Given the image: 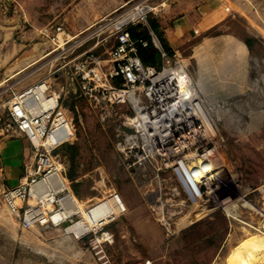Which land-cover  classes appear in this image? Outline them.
<instances>
[{
	"label": "rangeland",
	"instance_id": "374dc122",
	"mask_svg": "<svg viewBox=\"0 0 264 264\" xmlns=\"http://www.w3.org/2000/svg\"><path fill=\"white\" fill-rule=\"evenodd\" d=\"M2 1L0 140L10 136L5 130L13 96L37 82L61 92L60 104L75 133L54 161L59 176L73 182L76 208L64 209L62 220L71 218L61 226L53 225L49 215L25 226L6 207L0 187V264H236L247 240L264 231V0H135L122 6L114 0H50L48 14L38 22L31 20L22 0H13L8 12ZM68 11L100 17L75 35L43 34L50 25L62 30V24L69 25L62 19ZM137 11H143L153 30L156 20L192 26L184 37L177 30L180 37L174 41L167 30L170 46L154 31L168 50V64L153 46L144 49L155 53L158 72L180 68L200 105L218 107L222 115L216 125L204 128L202 142L185 147L198 157L208 151L214 163L211 180H205L196 200L182 192L176 171L182 158L155 152L149 133L153 151L145 157L135 149L144 137L137 131L131 137L134 126L126 123L147 110L140 87H125L119 78L112 81L119 84L116 91L89 95L78 89L75 65L87 53L107 67L116 27L133 21L127 28L133 41L140 40L145 27L135 20ZM129 92L138 99L136 105L115 101ZM141 120L151 121L150 134L159 128L146 116ZM167 141L164 149L175 147ZM117 195L118 208L110 201ZM28 203L35 204L33 199ZM82 216L86 232H92L79 237L69 228Z\"/></svg>",
	"mask_w": 264,
	"mask_h": 264
},
{
	"label": "built area",
	"instance_id": "2783aa9c",
	"mask_svg": "<svg viewBox=\"0 0 264 264\" xmlns=\"http://www.w3.org/2000/svg\"><path fill=\"white\" fill-rule=\"evenodd\" d=\"M13 3V0H3L1 5L3 11L8 12L9 8L11 10ZM136 15L135 20L140 19L147 30L150 38L149 42L143 40L133 41L131 39L127 26L134 24L133 21L126 25H119L114 31L116 44L110 53L107 67L101 65L102 63L98 58L84 53L81 56L82 59L74 68L78 77V89L84 94L91 95L109 90L116 91V86L112 81L117 78L122 80L125 87L132 89L140 87L148 106L144 113L138 112L134 119L141 120L143 116H146L148 119L153 120L167 115L171 112L172 106H177L179 103V88L177 80L169 71L159 81L154 82L156 76L164 72L166 68L163 67L162 71L158 72L155 67L146 66L139 59L137 45L142 48L151 45L158 52L160 59L165 61L166 64L169 63L168 55L161 46L156 34L150 28L146 15L143 14V11H137ZM51 31L55 34L59 33L62 31V27L49 26L46 34ZM50 38L53 40L54 37ZM168 82L170 84L166 85ZM103 83H106V87L103 86ZM168 92L170 95H166ZM60 101L61 92H52L49 84L37 82L13 96L11 105L8 107V125L5 132L10 133V136L16 135L27 139L31 145L33 160L28 165V170L25 173L26 177L15 187L3 190L2 196L8 210L25 226L35 224L48 215L50 222L56 226H61L68 218H71L59 220L57 223L51 220V216L55 211H61L60 198L65 194L72 193L68 186L63 190H59L57 185L46 183L49 176L60 173L54 161L56 159L54 152L62 146L69 145L70 139L75 133L71 122L66 116V110L60 104ZM115 101L117 103L121 102L120 99ZM139 115H142V117ZM169 123L172 126L174 135L179 138L189 135L191 131L199 127L197 119L193 121L184 115H182L181 120H177L173 116ZM129 129L135 133V135L130 136L136 137V129ZM123 135L127 136L124 132ZM141 140L142 146L140 148L135 147V149L141 150V154L146 157V148L142 138ZM118 147H121L120 143ZM132 150H134V147ZM206 153L201 156H205ZM182 163L176 171L183 183V194L189 196L192 200L201 198L203 195L202 189L205 187V179H202L200 183L193 181L191 173ZM134 164H140L139 160ZM39 181L44 182L46 185L44 193L41 195L37 194L35 190V185ZM59 195H61L60 198H58ZM32 199L34 205L28 203ZM110 201H112V205L116 203V207H120L118 195ZM18 203L21 204L20 207L17 206ZM48 205L55 209L50 210ZM115 217H118V214ZM76 223L78 224V222ZM90 232L92 231L83 232L79 237L86 236Z\"/></svg>",
	"mask_w": 264,
	"mask_h": 264
},
{
	"label": "bare ground",
	"instance_id": "6f19581e",
	"mask_svg": "<svg viewBox=\"0 0 264 264\" xmlns=\"http://www.w3.org/2000/svg\"><path fill=\"white\" fill-rule=\"evenodd\" d=\"M134 10L136 11V8ZM137 10H138V8H137ZM47 31H48L47 29L43 30V34L46 35ZM60 32H62V31H60ZM56 34H58V33H56ZM56 38L58 40L57 43L63 42V38H62L61 34H59L58 37H56ZM66 40H68V38ZM54 41H56V40H54ZM175 68H176V66L174 68H171V69H166L164 72L159 73L156 76V78L154 79V82L159 81V79H161V77L169 71L172 73L173 77L177 80V85L179 88V96H178V102L179 103L177 104V106L176 105L172 106L171 112L168 113L167 115L159 117L158 120L153 119L152 124L155 126H159V128L156 130V132L154 134L153 133L150 134V132H151L150 126H149L151 124L150 120H147L145 122V120L135 119L134 121H131V122L129 121L126 124L128 126L133 125L134 128L136 129V131L139 132V134H141V136L144 137L143 143L145 145L146 151H148V152L153 151L150 140L147 137V133H149V136H153V138H154L153 139L154 145L157 148V150L155 152H160V153L162 152V153H164V155L168 154L165 152H169L170 155L173 156V158H176V157L182 158L183 161H181V162H183L182 163L183 166H185L186 169L189 170V172L192 175L193 181H195L196 183L202 182V179L209 181V180H211L210 177L212 175H210L208 173L214 167V163L212 160H210V155H208L209 152L206 153L205 156H199L198 157L194 153L189 152V154H188L185 151V147L191 146L190 144L193 141L202 142V140L204 139V134H205L204 128L208 129V128H211L213 125H216L217 121L222 119V117H221L222 115H220L218 107H216L214 110H211L212 105L211 106L210 105H208V106L200 105L199 101H197L198 95H196L194 93V89H193V91L191 90V84L186 79L184 72H182V70L180 68H176V69ZM169 84L170 83L168 82L166 85H169ZM51 91L56 92V90H54L52 88H51ZM55 94H54V96H55ZM166 95H170V93L168 92V93H166ZM120 96L122 97V99L121 98H117V99H120L122 101H125L126 99H128L130 102L133 103V105L137 104L138 99L136 97H134V94H132L130 92L129 93H122V95H120ZM200 102H201V100H200ZM202 102H203V100H202ZM221 110H223V109H221ZM182 115L187 116L188 118H190L193 121H195V119H197V121L199 122V127H196V129L191 131L189 135L179 138V137H176L174 135V132L172 131V126L170 125L169 122L173 116L175 118H177V120L178 119L181 120ZM146 130H147V132H146ZM128 138H130V137H128ZM166 140L173 142L175 144V147L172 149H167V150L164 149V144H165ZM169 141H167V142H169ZM189 149H190V147H189ZM161 155H163V154H161ZM169 158H170V156H169ZM184 159H186V160L191 159V163L189 162L190 164L186 165L184 163ZM169 162L171 165L173 164L172 161H169ZM59 175L61 176V171H60V173H57L56 175L49 176L46 183L51 184V185H57L59 190H63L66 188V185L63 183V178L60 177ZM45 188H46V185L42 181L37 182L35 185V190H36L37 194H39V195L44 193ZM59 202H60L61 210L63 209L62 210L63 212L56 211L55 212L56 216L52 215V218L56 221V223L59 220H62V217L66 214L64 209L74 210L73 208L74 207L76 208V206H74L75 198L72 197L71 194H69V193L65 194V196H63L59 200ZM70 212L71 211H68V213H70ZM83 217L84 216H82V220H80L77 225L74 224L73 226H71L69 228V231H72L75 235H78V236H80L83 233V231L84 232L88 231V226L86 225L85 221L83 220ZM261 227H263L261 229L264 230V223H263V225H261ZM253 233L254 232L252 231L251 234H253ZM243 247L245 250L244 253H242L240 250H237V251L241 252V255L239 256L240 253L238 254L237 257H239V259L236 257L238 259V262L237 261H236L237 263L235 262L236 264H264V231L259 233V234L256 233L254 236H252V238L250 237V239L247 240V242L245 243V246H243Z\"/></svg>",
	"mask_w": 264,
	"mask_h": 264
},
{
	"label": "crops",
	"instance_id": "0c3cea01",
	"mask_svg": "<svg viewBox=\"0 0 264 264\" xmlns=\"http://www.w3.org/2000/svg\"><path fill=\"white\" fill-rule=\"evenodd\" d=\"M50 0H22L24 2L26 8L28 9V15L31 20L39 21L40 17L48 14L49 10L47 7L49 6ZM116 5H125L131 3L135 0H114ZM44 9L41 10L40 7ZM91 13H86L84 15H80V12L68 11L66 15L62 18L63 20H68L70 22L69 25H63V32H66L71 35L78 34L84 27H86L91 22H94L100 15L94 17ZM55 17V16H54ZM184 22V21H183ZM59 23H57L58 25ZM155 24L158 25L157 31L158 33H162V38L165 42L170 46V43L166 39L167 30L170 38L174 41L179 36V34H175L177 30H179L180 36L184 37L186 34H190L192 31V26H189L187 23H178L177 22H167L165 25H162V21L156 20ZM52 26V25H50ZM56 27V26H52ZM177 36V37H175ZM179 36V37H180ZM152 67L158 68V66L148 65ZM68 145H65L66 147ZM64 147L58 148L54 154L57 158L64 152ZM32 159V149L29 141L21 136L11 135L0 140V187L5 190L18 185L25 177L26 170H28V165ZM61 171V170H60ZM62 174V171H61ZM63 176V175H62ZM64 180V178H63ZM65 181V180H64ZM66 182V181H65ZM67 183V182H66ZM73 182H68L67 186L72 193L71 184ZM66 186V188H67ZM72 196V195H71ZM73 197V196H72Z\"/></svg>",
	"mask_w": 264,
	"mask_h": 264
},
{
	"label": "trees",
	"instance_id": "16d2710c",
	"mask_svg": "<svg viewBox=\"0 0 264 264\" xmlns=\"http://www.w3.org/2000/svg\"><path fill=\"white\" fill-rule=\"evenodd\" d=\"M150 28H151V25H150ZM154 28V30L152 29V31L154 32L156 29H155V27H153ZM128 31H129V33H130V37H131V39H133L134 38V36H133V32L132 31H130V29H128ZM157 31V30H156ZM155 31V32H156ZM154 32V33H155ZM157 33V32H156ZM155 33V34H156ZM139 39L140 40H147L148 42L150 41V38H149V36H148V33H147V30L146 29H144L143 30V33H142V35H139ZM155 50V49H154ZM166 51H168L167 49H166ZM165 51V52H166ZM156 54H157V56L159 57V54H158V52L157 51H154ZM154 52H152V53H147V51L144 49V48H142L140 45H137V55H138V57H139V59L141 60V62L144 64V65H146V66H148V65H153V59H152V56L155 54ZM117 79H119V78H117ZM120 81H121V79H119ZM115 85V84H114ZM116 86H119V84H116Z\"/></svg>",
	"mask_w": 264,
	"mask_h": 264
}]
</instances>
